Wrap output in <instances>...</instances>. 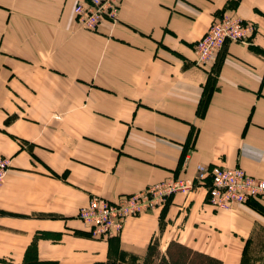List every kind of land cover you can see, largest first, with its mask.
Returning <instances> with one entry per match:
<instances>
[{"label":"crops","instance_id":"obj_1","mask_svg":"<svg viewBox=\"0 0 264 264\" xmlns=\"http://www.w3.org/2000/svg\"><path fill=\"white\" fill-rule=\"evenodd\" d=\"M78 1L0 0V264H102L125 251L142 264L153 238L239 264L264 200L216 210L197 186L109 238L77 214L93 195L190 177L199 163L264 179V0H122L95 30L78 25ZM225 13L255 33L197 65L195 42Z\"/></svg>","mask_w":264,"mask_h":264},{"label":"built area","instance_id":"obj_2","mask_svg":"<svg viewBox=\"0 0 264 264\" xmlns=\"http://www.w3.org/2000/svg\"><path fill=\"white\" fill-rule=\"evenodd\" d=\"M122 0H81L74 6L79 26L94 30L102 20L116 22ZM256 25L225 13L208 26L194 45L195 61L203 66L213 62L226 42L249 43ZM10 159L0 158V185L9 170ZM197 186L206 189L207 201L216 210H226L250 200H264V179L249 174L240 166L220 164L195 166L190 177H173L148 185L138 192L116 199L93 195L78 211L79 219L94 237L121 234L125 221L163 207L174 194H189Z\"/></svg>","mask_w":264,"mask_h":264},{"label":"trees","instance_id":"obj_3","mask_svg":"<svg viewBox=\"0 0 264 264\" xmlns=\"http://www.w3.org/2000/svg\"><path fill=\"white\" fill-rule=\"evenodd\" d=\"M208 95L209 93L205 90L203 99L201 100V104L199 106V111L200 109L202 110L204 108V104L207 100ZM249 239L247 240V243ZM27 253H29L30 258H35L36 245L34 241L28 247ZM142 264H223V263L220 259L216 257L194 250L193 248L186 246L175 240L169 241L164 251H162L159 247L158 239L153 238L146 247V252Z\"/></svg>","mask_w":264,"mask_h":264},{"label":"rangeland","instance_id":"obj_4","mask_svg":"<svg viewBox=\"0 0 264 264\" xmlns=\"http://www.w3.org/2000/svg\"><path fill=\"white\" fill-rule=\"evenodd\" d=\"M97 27L95 29H97ZM63 114H64L63 112H56L52 116L55 119L59 120L61 119ZM131 257L132 255L129 254V252L125 251V253L116 255L115 259L112 257L111 259H109L108 261L102 264H132ZM239 264H264V225L263 224L255 225L253 232L251 234V238L249 239L246 248L243 250L242 258Z\"/></svg>","mask_w":264,"mask_h":264}]
</instances>
